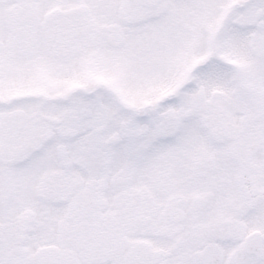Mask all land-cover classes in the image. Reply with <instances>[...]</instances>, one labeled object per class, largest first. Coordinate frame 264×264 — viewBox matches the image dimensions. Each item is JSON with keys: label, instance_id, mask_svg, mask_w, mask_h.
Wrapping results in <instances>:
<instances>
[{"label": "snow or ice", "instance_id": "6c2138e0", "mask_svg": "<svg viewBox=\"0 0 264 264\" xmlns=\"http://www.w3.org/2000/svg\"><path fill=\"white\" fill-rule=\"evenodd\" d=\"M0 264H264V0H0Z\"/></svg>", "mask_w": 264, "mask_h": 264}]
</instances>
